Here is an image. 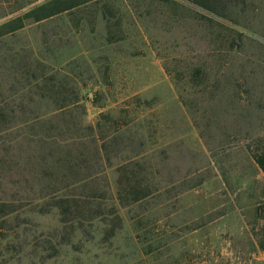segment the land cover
Segmentation results:
<instances>
[{"label": "rangeland", "instance_id": "rangeland-1", "mask_svg": "<svg viewBox=\"0 0 264 264\" xmlns=\"http://www.w3.org/2000/svg\"><path fill=\"white\" fill-rule=\"evenodd\" d=\"M176 1L67 0L0 39V115L30 108L77 136L92 128L76 153L102 162L82 172L114 196L128 161L159 182L145 213L117 206L120 228L72 220L59 201L78 185L57 191L56 166L4 132L0 264H264V0H235L222 17ZM34 74L53 91L35 89Z\"/></svg>", "mask_w": 264, "mask_h": 264}, {"label": "trees", "instance_id": "trees-1", "mask_svg": "<svg viewBox=\"0 0 264 264\" xmlns=\"http://www.w3.org/2000/svg\"><path fill=\"white\" fill-rule=\"evenodd\" d=\"M67 0H0V20H4L0 25V39H3L10 33L20 30L24 27L22 24L24 19H33V21H40L48 16L55 15L64 11V7L61 5ZM173 5H182L176 0H159ZM182 3L191 5L199 11L206 13V15H213L216 17H222V12L226 11L235 0H178ZM69 9L70 6H65ZM189 8V7H188ZM63 9V10H62ZM189 10L192 11L191 8ZM194 12V10H193ZM196 13V12H195ZM198 14V12H197ZM200 15V14H199ZM202 16V15H201ZM207 18L206 16H202ZM5 29V30H4ZM32 81L35 83V89L52 92L53 86H45V80L42 75L34 74ZM30 84H28L29 86ZM43 86V87H41ZM34 95V94H33ZM37 105H40V100L50 99L51 96L43 94L38 96ZM51 100V99H50ZM28 105L36 107V104L32 99H29ZM57 107L54 112L61 111L63 109L79 107V101L74 102H63L62 104H54ZM27 113L13 112L9 116L6 114L0 115V135L8 130H16L15 136L12 141L22 140L30 146L31 149H35L30 160L42 164L47 170L50 166L49 161L52 162V167L56 166V171L46 174L48 179L54 181L56 184H60L62 187L57 189H67L71 186H77L80 192L74 193L69 196L68 200L59 201V205H68V209L65 212L71 215L72 220H78L79 222H90L102 225H108L113 221L119 222L116 228L122 227L121 219L119 217L120 207H137L141 208L144 212V207L149 205L154 193L159 189L155 190L159 182H154L155 177L146 173V169L143 170L142 176H137L134 172L140 166L139 161H128L119 167L118 171L120 174L125 173L131 169V175L121 176L115 182V197L110 190L111 187L108 184V180H105V189L100 190L99 182L92 178V174L84 173L82 171H90L92 167L100 169V161L97 159L93 165L91 161L85 157V152L76 153V147L79 145L77 142L81 139H91L93 137V129L91 128L90 134L86 136H77L70 129L67 123L64 121L60 124H55L49 116L55 114L38 113L33 109H28ZM64 114V112H62ZM77 127V123H75ZM62 126V127H61ZM23 127V128H21ZM71 127L72 124H71ZM21 128V129H19ZM80 129L78 128L77 131ZM88 131V130H87ZM78 133V132H77ZM78 139V140H77ZM3 140V139H2ZM45 145L51 148L49 154L45 153ZM87 148L86 146H83ZM104 146L100 147L101 149ZM105 149V147H104ZM7 153V149L3 148ZM100 153L99 149L97 148ZM7 155V154H6ZM260 169L264 171V161H257ZM102 169V168H101ZM102 170H98L100 172ZM142 171V170H141ZM96 172V173H97ZM44 176V175H42ZM45 179V176L43 177ZM107 182V183H106ZM80 186V187H79ZM107 188V189H106ZM144 206V207H143ZM257 210L260 209L258 208ZM262 213V211H261ZM144 218H140L138 224L143 221ZM261 223V224H260ZM264 218L260 215H256L255 227L260 226V236L257 237L256 247L264 252ZM111 237L115 236L114 229H111ZM151 249V245H149Z\"/></svg>", "mask_w": 264, "mask_h": 264}]
</instances>
